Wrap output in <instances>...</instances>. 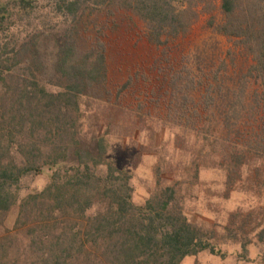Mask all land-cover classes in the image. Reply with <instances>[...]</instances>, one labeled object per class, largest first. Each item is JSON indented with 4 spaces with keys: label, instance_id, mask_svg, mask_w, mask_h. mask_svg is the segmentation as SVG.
Listing matches in <instances>:
<instances>
[{
    "label": "trees",
    "instance_id": "obj_1",
    "mask_svg": "<svg viewBox=\"0 0 264 264\" xmlns=\"http://www.w3.org/2000/svg\"><path fill=\"white\" fill-rule=\"evenodd\" d=\"M51 5L68 26L55 33L35 30L27 38L12 29L31 17L32 2L0 5V264H183L202 253L225 260L233 246L246 260L256 240L264 243V0H220L221 23L209 24L247 59L242 79L226 93L209 83H220L226 63L212 70L209 84L192 78L187 68L171 66L176 60L169 43L189 35L199 9L209 14L216 9L209 0H52ZM120 17L141 23L144 39L160 50L152 72L164 76L157 80L169 97L168 121L144 113L143 106L123 107L139 75L117 92L107 88L103 39ZM152 109L158 112L159 104ZM167 126L177 130L174 146L188 159L190 183L201 170L220 171L225 199L244 192L261 204L229 213L220 231L192 222L181 193L185 182L168 177L174 166L166 164L165 171L155 169L150 197L136 205L132 174L117 167L114 154L127 140L136 143L145 131H160L159 137ZM45 169V187L19 201L22 181Z\"/></svg>",
    "mask_w": 264,
    "mask_h": 264
},
{
    "label": "rangeland",
    "instance_id": "obj_2",
    "mask_svg": "<svg viewBox=\"0 0 264 264\" xmlns=\"http://www.w3.org/2000/svg\"><path fill=\"white\" fill-rule=\"evenodd\" d=\"M7 1L0 0V5ZM30 1L35 7V11L30 18L22 23L17 22L12 29L15 34L27 38L35 30L42 29L55 33L59 28L68 26L69 23L65 18L52 12V0ZM209 1L216 9L210 14L202 13L199 9L201 16L189 35L169 43L172 57L176 60L171 66L178 71L187 68L191 72L192 78L195 80L202 79L208 83L212 70H218L221 64L226 63L227 69L222 77L226 82L223 83L222 78L220 83L209 82L212 86H221L226 93L228 89L242 79L241 75L246 72L247 59L241 53L236 52L232 43L217 35L209 25L211 21L218 25L222 19L219 9L220 0ZM99 19L102 23L106 22L104 16ZM115 25H109V30L105 32L106 36L103 39L107 48L109 73L107 88L112 92H117L129 78L139 75L140 81L135 83L133 87L135 89L132 91L134 93L127 94L123 101V107L135 111L143 106L144 113L150 112L153 117L168 121L164 118V112L169 97L164 96L165 90L162 89V83L157 80V78L161 79L164 76H157V69L152 72L154 64L157 63L160 56V50L150 46L144 39V27L138 21L132 22L127 18L120 17L117 18ZM87 30H91V27L89 26ZM161 68L167 69L165 64H162ZM145 80L148 82L145 83ZM204 89L201 87L195 91L194 100L196 102L200 100ZM153 92L156 95H153ZM158 104L160 106L158 112L152 111V108ZM169 123L171 122L169 121ZM176 131V129H169L167 126L159 137L157 135L160 134V131L153 134L145 131L136 139V143L127 140L122 144L123 147L120 150H116L114 158L117 167L132 174L133 201L136 205H143L145 200L150 197L156 187L155 169L159 166L162 171H165L166 164L174 166L173 171L167 169L166 175L168 177H179L185 182L181 193L186 199L185 212L192 222H202L205 226L216 227L220 231L225 225L229 213L238 209L252 210L261 204L258 198H253L244 192H235L228 199H225L224 174L220 171L201 170L198 181L190 183L186 179L187 172L184 169L188 159L174 146ZM112 150H109V155L113 154ZM110 161L111 159H107V162ZM104 168L105 166L102 169L99 168V171H105ZM48 176L49 171L45 169L44 174L40 177L24 179L18 189L19 201L31 191L44 188ZM262 201L264 205V199ZM16 214V209L11 211L6 222L7 228L13 227ZM221 248L225 252L227 246L224 245ZM263 250L264 243L256 240V244L250 248L246 260L235 255L238 249L233 246L230 255L225 260L208 253H202L197 259L187 260L183 264H260Z\"/></svg>",
    "mask_w": 264,
    "mask_h": 264
}]
</instances>
